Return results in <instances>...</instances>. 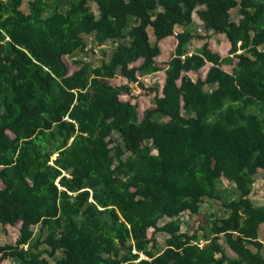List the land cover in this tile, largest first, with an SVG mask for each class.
I'll list each match as a JSON object with an SVG mask.
<instances>
[{"label":"trees","instance_id":"16d2710c","mask_svg":"<svg viewBox=\"0 0 264 264\" xmlns=\"http://www.w3.org/2000/svg\"><path fill=\"white\" fill-rule=\"evenodd\" d=\"M23 2L0 0V222L19 229L14 244L0 241V264H264V205L251 198L264 170V0H30L28 12ZM195 11L226 36L227 56L210 34L189 53L182 28ZM86 36L115 45L98 65L76 58ZM160 71L143 115L122 98L130 86L112 83L143 86ZM115 132L124 146H111ZM205 198L229 215H204ZM186 211L203 214L193 233ZM157 232L168 234L158 253Z\"/></svg>","mask_w":264,"mask_h":264},{"label":"rangeland","instance_id":"374dc122","mask_svg":"<svg viewBox=\"0 0 264 264\" xmlns=\"http://www.w3.org/2000/svg\"><path fill=\"white\" fill-rule=\"evenodd\" d=\"M29 1L30 0H24L23 5H22V8L26 12L29 11V8H28ZM89 4L93 12L98 16L99 9H98V5L96 4V2L90 1ZM202 8H204V6H198V9H202ZM62 9H66V7H63ZM231 17L235 21L239 20L240 16L238 14L237 9L232 10ZM182 29H187L190 32H192L194 35V38L192 39V41L189 43V46H188L189 53L200 51L204 44V39L200 38V36H202L203 34H210L211 41L217 44H221L222 46L221 53L223 54V56L228 55L229 44L227 43L226 36L224 34L214 32V30L207 29L204 22L202 21L199 14L197 13V11H195L193 14V22L187 26H184ZM180 30H181L180 27L177 28V31H180ZM149 31L151 35V40L152 42H154L155 37L152 33V29L150 28ZM86 41H87V47L85 51L79 52L76 58H82L86 61H91L94 63V65H98L101 63V60L103 57L102 48L108 51H111L113 50V47L115 46L114 44H111V43H107L105 45L99 46L93 41L92 36H86ZM176 45H177V38L175 36H171L161 41L162 55L160 56L159 61L161 62L167 61L170 58L173 51L175 50ZM66 60L70 62L71 60H74V58L67 57ZM233 61L236 62L237 61L236 58H233ZM209 66L210 64H208L207 66L203 68L202 70L203 76L206 75ZM231 67L232 65H226L227 69H231ZM165 77H166V74L164 71H160V72H156V73L144 76L143 78H141V81L144 84L142 86L138 82H130L124 76L119 75L112 81V83L115 85L128 84L130 86L131 88L130 94L129 95L123 94L122 98L125 100L129 99L133 103H137L139 106L140 113L141 115H143L145 109L154 103L155 96L157 93V91L151 90L149 89V87L156 86L159 89V93H162V88L164 85ZM109 140L113 148H115L117 144L124 146V143L120 135L117 132L112 134V136L109 137ZM129 154L130 153L127 152L124 155V158L128 157ZM222 186L228 191L230 190V194H232V196L238 195L237 192H235V183L228 180L227 178H223ZM226 195H228V193ZM251 198L255 205H264V170L259 171L258 174L255 176V182L253 184ZM201 212L204 215L213 213L218 217H226L230 213L229 210H227V208L223 204L222 200L210 199V198H205L201 206ZM202 215L192 214L190 211L184 212L181 215V218L183 220L182 231H190L191 233H193L194 230H197L200 226V222L202 221L198 216L201 217ZM167 220L168 219L164 218L160 221L159 224L163 225ZM33 228H34L36 235H38L39 230H40V225L34 226ZM154 232L155 231L153 228L150 229L149 235L152 236ZM46 234H47V231L45 230L44 235ZM18 236H19L18 226L3 225L0 222V241L2 244H11V243L14 244ZM167 237H168V234L165 232L155 233V238L157 240V243L155 245H151L149 249L158 253L159 251H161L162 249L166 247ZM259 237L264 243V225L262 226L260 230ZM219 242L230 257L232 258L236 257L237 254L229 247L224 237H221ZM199 244L203 246L205 244V241L201 240ZM45 247L46 246H43V248ZM142 255L146 257L145 254H142ZM57 257H60V255L58 254ZM49 260L51 264L55 262L54 259L49 258ZM2 264H19V263L15 261L6 260Z\"/></svg>","mask_w":264,"mask_h":264},{"label":"built area","instance_id":"2783aa9c","mask_svg":"<svg viewBox=\"0 0 264 264\" xmlns=\"http://www.w3.org/2000/svg\"><path fill=\"white\" fill-rule=\"evenodd\" d=\"M134 252H135V251H134ZM143 257H144V255H142V256L140 257V259L143 258Z\"/></svg>","mask_w":264,"mask_h":264}]
</instances>
